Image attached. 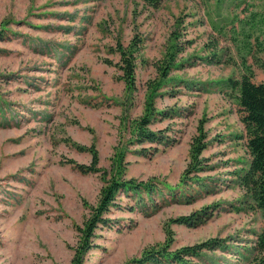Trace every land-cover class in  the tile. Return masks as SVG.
<instances>
[{"label": "rangeland", "instance_id": "1", "mask_svg": "<svg viewBox=\"0 0 264 264\" xmlns=\"http://www.w3.org/2000/svg\"><path fill=\"white\" fill-rule=\"evenodd\" d=\"M0 32V264H71L118 147L124 177L158 182L150 195L118 193L83 264H125L167 229L170 249L225 243L181 264L243 263L263 212L234 177L249 154L228 81L246 66L264 81V0H0ZM134 38L131 92L117 43ZM172 44L175 65L162 79ZM158 81L153 104L169 115L156 113L149 127L167 143L133 141ZM200 124L207 145L196 178L184 172ZM92 147L101 170L81 172L70 160L89 164ZM203 209L190 224L174 220Z\"/></svg>", "mask_w": 264, "mask_h": 264}, {"label": "trees", "instance_id": "2", "mask_svg": "<svg viewBox=\"0 0 264 264\" xmlns=\"http://www.w3.org/2000/svg\"><path fill=\"white\" fill-rule=\"evenodd\" d=\"M144 2L158 6L162 0H143ZM4 34L0 32V35ZM165 54V61L158 65V70L162 79H165L169 70L175 65L174 54L177 50L176 44H172ZM119 51V68L122 71V78L126 87L132 92L136 88L135 69L136 58L139 55L140 43L134 38L128 46L117 43ZM245 64V63H244ZM253 70L246 66L244 72L239 78L230 79L229 86L233 90V99L238 105V110L241 113V120L246 131V148L249 154L247 164L239 169L234 170V177L239 186L244 191L247 198L246 204L252 208H258L263 212V226L256 234L255 239L244 247L246 250L241 259L242 264H264V81L256 82L252 79ZM162 85V81L150 83V93L146 99L144 113L133 120V130L131 138L136 142H156L167 143V135L162 129L154 130L149 127L158 111L153 104V96L157 87ZM206 132L203 125L198 127V133L192 138L189 155L190 161L185 170L187 174H194L203 169V161L199 156L206 148ZM91 162L89 164L79 163L74 160L77 168L81 172H98L101 167L98 165L99 156L95 147L91 149ZM125 153L123 148L118 147L116 153L112 156V171L103 170L101 178L103 185L100 189L98 202L91 207V213L83 222V225L78 228L79 239L74 248V254L71 264H83L84 258L88 250L95 246L94 236L95 230L99 226L109 225L110 218L106 216L110 206L115 204V198L119 192H126L127 195H140L141 192L150 195L156 188V177H151L146 180H137L134 177H124L126 169V161H124ZM183 180H185V177ZM205 210L192 212L187 215H179L174 218L175 221L185 224H190L202 216ZM171 231L167 229L166 239L164 242H159L157 245L148 246L139 256H134L125 264H181L186 262L188 256H199L201 251L214 249L222 246L218 240L202 241L199 244L185 245L170 249ZM186 264V263H185Z\"/></svg>", "mask_w": 264, "mask_h": 264}]
</instances>
